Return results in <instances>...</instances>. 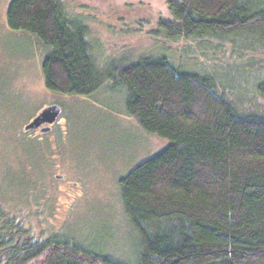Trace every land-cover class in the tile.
Instances as JSON below:
<instances>
[{
    "label": "trees",
    "instance_id": "16d2710c",
    "mask_svg": "<svg viewBox=\"0 0 264 264\" xmlns=\"http://www.w3.org/2000/svg\"><path fill=\"white\" fill-rule=\"evenodd\" d=\"M162 9L163 38L230 42L234 63L223 67L253 77L264 98V0H163ZM5 16L49 48L48 91L86 97L111 84L140 129L166 144L118 180L133 261L36 237L0 205V264H264V115L234 104L219 81L229 73L182 72L165 57L100 63L87 17L66 0H11Z\"/></svg>",
    "mask_w": 264,
    "mask_h": 264
},
{
    "label": "rangeland",
    "instance_id": "374dc122",
    "mask_svg": "<svg viewBox=\"0 0 264 264\" xmlns=\"http://www.w3.org/2000/svg\"><path fill=\"white\" fill-rule=\"evenodd\" d=\"M10 1L0 0V205L36 237L54 233L92 252L133 261L138 255L136 235L123 212L118 180L166 141L140 129L126 113L123 94L109 88L111 84L86 97L48 91L41 64L49 48L36 36L7 27ZM66 1L87 17L100 63L111 57H165L193 74L213 66L229 73L219 81L237 107L264 115L259 108H264V98L253 77L235 76L223 67L234 63L230 42L212 49L168 40L155 31L163 0ZM53 103L62 113L51 133L23 129Z\"/></svg>",
    "mask_w": 264,
    "mask_h": 264
},
{
    "label": "water",
    "instance_id": "95a60500",
    "mask_svg": "<svg viewBox=\"0 0 264 264\" xmlns=\"http://www.w3.org/2000/svg\"><path fill=\"white\" fill-rule=\"evenodd\" d=\"M60 106L56 103L42 107V109L34 116L30 121L24 124L23 129L25 131L38 128L45 124H52L60 114ZM50 130L49 126H44L40 129V132H47Z\"/></svg>",
    "mask_w": 264,
    "mask_h": 264
},
{
    "label": "flooded vegetation",
    "instance_id": "af4514ba",
    "mask_svg": "<svg viewBox=\"0 0 264 264\" xmlns=\"http://www.w3.org/2000/svg\"><path fill=\"white\" fill-rule=\"evenodd\" d=\"M60 112L62 113V108H61V106H60ZM38 113V112H37ZM61 113L59 114V116L61 115ZM59 116L55 119V121L52 123V124H45V123H43V125L42 126H40V127H38V128H35V129H32L33 131H35V132H37V133H39V134H43V133H51V131H52V129H53V127H54V124H55V122L57 121V119L59 118ZM34 117V116H33ZM44 126H49L50 127V130L49 131H47V132H40V129L41 128H43ZM31 130V131H32ZM29 131V130H28ZM59 176V175H58ZM59 177H61V176H59Z\"/></svg>",
    "mask_w": 264,
    "mask_h": 264
}]
</instances>
